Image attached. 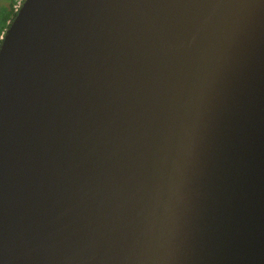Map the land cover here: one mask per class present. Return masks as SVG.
<instances>
[{"label": "water", "instance_id": "1", "mask_svg": "<svg viewBox=\"0 0 264 264\" xmlns=\"http://www.w3.org/2000/svg\"><path fill=\"white\" fill-rule=\"evenodd\" d=\"M0 264H264V0H22Z\"/></svg>", "mask_w": 264, "mask_h": 264}, {"label": "trees", "instance_id": "2", "mask_svg": "<svg viewBox=\"0 0 264 264\" xmlns=\"http://www.w3.org/2000/svg\"><path fill=\"white\" fill-rule=\"evenodd\" d=\"M13 4L14 0H8V3L0 6V36L3 29L5 28L7 21L13 14Z\"/></svg>", "mask_w": 264, "mask_h": 264}, {"label": "built area", "instance_id": "3", "mask_svg": "<svg viewBox=\"0 0 264 264\" xmlns=\"http://www.w3.org/2000/svg\"><path fill=\"white\" fill-rule=\"evenodd\" d=\"M21 1L22 0H14V4H13V10L14 11L19 7Z\"/></svg>", "mask_w": 264, "mask_h": 264}, {"label": "rangeland", "instance_id": "4", "mask_svg": "<svg viewBox=\"0 0 264 264\" xmlns=\"http://www.w3.org/2000/svg\"><path fill=\"white\" fill-rule=\"evenodd\" d=\"M8 3V0H0V6Z\"/></svg>", "mask_w": 264, "mask_h": 264}]
</instances>
